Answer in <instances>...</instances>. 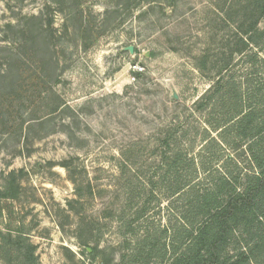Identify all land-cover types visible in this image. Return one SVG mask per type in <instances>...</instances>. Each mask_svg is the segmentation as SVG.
<instances>
[{"label":"rangeland","instance_id":"rangeland-1","mask_svg":"<svg viewBox=\"0 0 264 264\" xmlns=\"http://www.w3.org/2000/svg\"><path fill=\"white\" fill-rule=\"evenodd\" d=\"M254 1L0 0V72L11 76L0 77V264H24L1 238L19 233L38 264H124L165 227L170 247L191 214L172 176L163 182V152L198 156L202 189L248 164H227L237 152L208 122L219 117L213 106L197 102L221 73L243 80L264 66V52L250 64L237 54ZM35 16L54 19L49 65L40 46L27 45L42 25ZM104 22L102 34L75 30ZM259 22L263 29L264 15ZM65 23L72 28L61 35ZM206 130L220 141L210 151Z\"/></svg>","mask_w":264,"mask_h":264},{"label":"trees","instance_id":"trees-1","mask_svg":"<svg viewBox=\"0 0 264 264\" xmlns=\"http://www.w3.org/2000/svg\"><path fill=\"white\" fill-rule=\"evenodd\" d=\"M53 2L63 4L62 0ZM254 3L256 9L251 17L252 22L248 24L246 21L240 27L242 37L238 44L243 43L246 51L239 49L237 53L243 54L242 57L247 55L245 62L249 64L257 62L259 51L264 52V28L259 27V16L264 15V0H255ZM40 17L35 16L34 19H39L42 25L29 31L31 37L27 45L30 48L40 46L41 51L45 52L43 62L49 65L51 45L55 38L53 35L55 23L53 16L46 22L42 21V16ZM106 24L108 23L104 22L101 27H95L82 23L80 27L74 25L73 27L77 34L85 38L86 34H102L110 28ZM246 24L247 27L244 29ZM71 28L72 24H63L61 35L68 34ZM229 64L231 60L230 63L223 65L224 71L228 72ZM56 66H59V61ZM263 67L259 69L251 67L252 70H249L243 80L237 79L234 74L221 73L218 80L197 102V109L201 111L213 106L211 114L219 117H213L208 122L214 131L220 130L218 136L223 142L232 145L237 152L235 158L226 160L227 164L235 160L238 162V158L243 157L248 164L243 167L237 166L239 169L237 173L227 170L225 174L220 173L216 175L217 177H212L211 187L202 189L199 171L205 163L202 162L200 167L198 156H188L187 152H183L179 147L172 151H164L161 155V162L165 167L163 182H168L169 176H172V192H183L188 195L187 212L191 217H181L183 222L174 235L176 239H180L179 241L173 239L169 248L167 243L162 244L163 238L169 232L166 227L150 233L154 237L146 235L139 245L136 243L124 264H150L156 256L163 258L162 262L157 264H264ZM0 77L10 80V72L7 74L0 72ZM205 133L204 140L208 151L220 146L218 138L211 135L209 137L207 130ZM165 143L170 146L169 138ZM1 238L5 247L15 243L14 249L24 264H38L27 235L19 233L14 238L11 235H1ZM128 241L127 239L126 243L130 247L132 243ZM168 255L170 260L165 259Z\"/></svg>","mask_w":264,"mask_h":264},{"label":"built area","instance_id":"built-area-1","mask_svg":"<svg viewBox=\"0 0 264 264\" xmlns=\"http://www.w3.org/2000/svg\"><path fill=\"white\" fill-rule=\"evenodd\" d=\"M135 68L140 71L143 70L142 67L135 66Z\"/></svg>","mask_w":264,"mask_h":264},{"label":"water","instance_id":"water-1","mask_svg":"<svg viewBox=\"0 0 264 264\" xmlns=\"http://www.w3.org/2000/svg\"><path fill=\"white\" fill-rule=\"evenodd\" d=\"M131 52H134V47H130Z\"/></svg>","mask_w":264,"mask_h":264}]
</instances>
